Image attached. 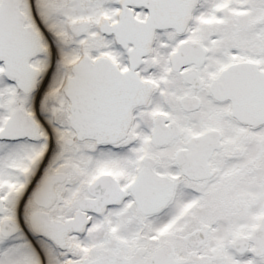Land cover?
Listing matches in <instances>:
<instances>
[{"label":"flooded vegetation","instance_id":"obj_1","mask_svg":"<svg viewBox=\"0 0 264 264\" xmlns=\"http://www.w3.org/2000/svg\"><path fill=\"white\" fill-rule=\"evenodd\" d=\"M26 1L0 0V264H264V121L232 91L264 0H83L52 37Z\"/></svg>","mask_w":264,"mask_h":264},{"label":"rangeland","instance_id":"obj_2","mask_svg":"<svg viewBox=\"0 0 264 264\" xmlns=\"http://www.w3.org/2000/svg\"><path fill=\"white\" fill-rule=\"evenodd\" d=\"M83 0H40V7L36 4V0H27L26 5L28 7V11L32 10L35 12L38 9V23L39 25L44 29L46 32V35L49 37L51 35L55 27H58V25L55 26V24L60 23L59 19H57V16L59 14H75L76 12H80V9L77 8V5H80V2ZM90 2L91 0H86V2ZM85 2V1H84ZM34 4V5H33ZM39 8H42L43 11L40 13ZM55 18V19H54ZM215 26V25H214ZM217 26V25H216ZM220 28H224L225 30L228 28L226 26H218ZM238 31L237 29L235 32ZM248 30L247 34L240 32L238 34H235L234 32L230 34L229 37H224L221 41L220 47H226L232 45L233 42L237 43V46H240L242 48H258L257 45V36L251 35ZM63 37V42L66 45H69L72 43V40L69 38H66V36ZM264 39V36L262 37ZM48 44L51 45L54 42V39L48 40ZM264 43V41H262ZM260 43V44H262ZM260 47V46H259ZM52 48H49L51 50Z\"/></svg>","mask_w":264,"mask_h":264},{"label":"water","instance_id":"obj_3","mask_svg":"<svg viewBox=\"0 0 264 264\" xmlns=\"http://www.w3.org/2000/svg\"><path fill=\"white\" fill-rule=\"evenodd\" d=\"M257 83L232 85V91L237 96L234 100V113L245 120L264 121V74H255ZM248 94V95H244ZM248 111H241V109Z\"/></svg>","mask_w":264,"mask_h":264}]
</instances>
